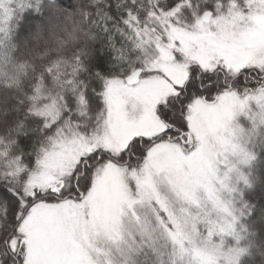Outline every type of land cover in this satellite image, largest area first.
Listing matches in <instances>:
<instances>
[{
    "label": "snow or ice",
    "instance_id": "6c2138e0",
    "mask_svg": "<svg viewBox=\"0 0 264 264\" xmlns=\"http://www.w3.org/2000/svg\"><path fill=\"white\" fill-rule=\"evenodd\" d=\"M0 264H264V0H0Z\"/></svg>",
    "mask_w": 264,
    "mask_h": 264
},
{
    "label": "rangeland",
    "instance_id": "374dc122",
    "mask_svg": "<svg viewBox=\"0 0 264 264\" xmlns=\"http://www.w3.org/2000/svg\"><path fill=\"white\" fill-rule=\"evenodd\" d=\"M259 39H261L259 36H253L250 38V40L248 42H254V41H257Z\"/></svg>",
    "mask_w": 264,
    "mask_h": 264
}]
</instances>
